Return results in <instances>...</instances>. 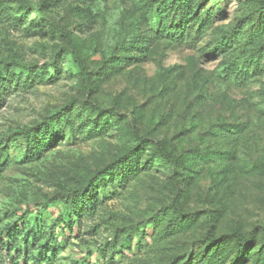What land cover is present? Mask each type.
Here are the masks:
<instances>
[{
    "label": "rangeland",
    "instance_id": "obj_1",
    "mask_svg": "<svg viewBox=\"0 0 264 264\" xmlns=\"http://www.w3.org/2000/svg\"><path fill=\"white\" fill-rule=\"evenodd\" d=\"M169 4L0 0V264H264V0Z\"/></svg>",
    "mask_w": 264,
    "mask_h": 264
},
{
    "label": "trees",
    "instance_id": "obj_2",
    "mask_svg": "<svg viewBox=\"0 0 264 264\" xmlns=\"http://www.w3.org/2000/svg\"><path fill=\"white\" fill-rule=\"evenodd\" d=\"M45 1V0H42ZM168 1L170 4V8L172 9V15L174 19L180 18V20L185 19L188 20L192 17L193 14L196 13V10L198 6L193 7V0H165ZM193 12V13H192ZM69 51L71 54V58L73 60L74 66L77 69L79 78L81 79L83 86L89 90L90 89V74L89 70L82 58V55L80 53V50L76 46L74 42H69ZM0 103L3 102L7 96L8 88H11L13 80L12 79H0ZM63 114H61L59 117H62ZM24 137H26V143L30 147L32 154H38L39 153V144H37L39 133L36 130L30 129L25 130ZM52 141H55V136L51 138ZM158 151L161 155H164L165 157H168L171 159V157L168 155V153L162 149L161 147H158ZM129 162L132 161V156L128 158ZM126 163V161H125ZM84 198H79L74 201V212L76 213L75 216H80L79 213L82 211V207L85 204ZM210 239L211 243H215L218 241V239L213 238ZM220 239H223V241L230 242L235 244L236 248L239 251L246 250L252 243H253V235L250 234L248 236L243 235L240 231H233L229 235L223 236ZM41 255V254H40Z\"/></svg>",
    "mask_w": 264,
    "mask_h": 264
}]
</instances>
